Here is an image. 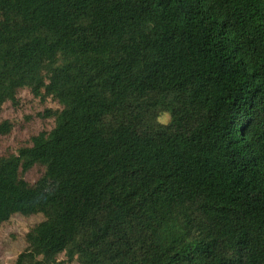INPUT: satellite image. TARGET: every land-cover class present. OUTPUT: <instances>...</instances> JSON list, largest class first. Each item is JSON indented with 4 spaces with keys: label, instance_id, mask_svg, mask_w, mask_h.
<instances>
[{
    "label": "trees",
    "instance_id": "16d2710c",
    "mask_svg": "<svg viewBox=\"0 0 264 264\" xmlns=\"http://www.w3.org/2000/svg\"><path fill=\"white\" fill-rule=\"evenodd\" d=\"M26 90L59 107L0 156L14 264H264V0H0V118Z\"/></svg>",
    "mask_w": 264,
    "mask_h": 264
},
{
    "label": "rangeland",
    "instance_id": "374dc122",
    "mask_svg": "<svg viewBox=\"0 0 264 264\" xmlns=\"http://www.w3.org/2000/svg\"><path fill=\"white\" fill-rule=\"evenodd\" d=\"M59 107L51 98L44 100L35 98L29 90L22 91L17 105L7 103L4 106L0 122L9 120L14 129L11 134L0 137V156L8 153H17V149L29 145L31 138L42 131L50 130L54 122L52 119L41 116L46 110ZM170 117L165 115L163 122H168ZM41 176V170L36 168L25 177L34 184ZM42 217L15 215L9 222L0 228V264H14L19 255L26 249V236L40 223ZM65 264H80L75 259L69 261L65 254L60 257Z\"/></svg>",
    "mask_w": 264,
    "mask_h": 264
}]
</instances>
